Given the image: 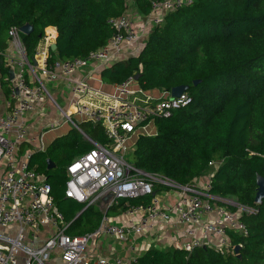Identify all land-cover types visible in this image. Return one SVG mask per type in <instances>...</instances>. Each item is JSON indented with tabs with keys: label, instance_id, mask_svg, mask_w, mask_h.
<instances>
[{
	"label": "trees",
	"instance_id": "obj_1",
	"mask_svg": "<svg viewBox=\"0 0 264 264\" xmlns=\"http://www.w3.org/2000/svg\"><path fill=\"white\" fill-rule=\"evenodd\" d=\"M133 1L141 13L149 14L151 0ZM126 4L127 0H0L2 84L9 75L3 53L11 26L32 25L22 34L29 59L47 26L57 31L50 58L85 57L113 33L106 20L124 13ZM102 76L117 84L136 76L142 91L185 85L191 100L167 117H156L155 132L136 138L128 161L181 185L193 183L217 163L209 192L235 197V206L217 201L232 211L250 210L239 214L247 233L228 229L229 245L222 251L211 245L190 251L149 249L134 264H264V197L255 201L256 176L264 177V0H192L175 7L152 27L137 55L107 65ZM80 127L96 141L106 142L101 125L83 121ZM79 139L71 127L28 161L31 166L36 162V170L45 174L71 234L89 232L101 219L98 209L74 203L62 188L66 166L91 146ZM46 158L55 166L47 168ZM150 197L120 199L115 207L148 203Z\"/></svg>",
	"mask_w": 264,
	"mask_h": 264
},
{
	"label": "built area",
	"instance_id": "obj_2",
	"mask_svg": "<svg viewBox=\"0 0 264 264\" xmlns=\"http://www.w3.org/2000/svg\"><path fill=\"white\" fill-rule=\"evenodd\" d=\"M190 2L192 0H151L150 23L153 26L162 23L167 11ZM106 22L113 33L103 45L90 50L85 57L50 58L46 50L34 54V57L38 55L40 58V64L38 62L36 66H40L41 72L48 78L62 75L72 80L78 68L89 62L110 65L139 42L140 30L126 12L109 17ZM7 34V48L3 55L11 58L12 76L9 74L6 77V112L0 114V163L4 165L0 173V264H134L121 256L110 259L93 256L87 252L89 240L95 235H110L126 241L131 235H143L158 222H168L171 218L176 224H191L201 229V237L196 235L194 226L186 230L189 240L183 242L180 248L187 251L204 243L222 251L229 245L225 241L228 229L241 235L247 233L239 214L241 210H250L239 207L240 210L232 211L218 204L217 201H221L235 206L226 197L209 192L210 179L204 185L195 180L181 185L128 161L127 156L135 145L134 137L154 133L149 125H154L156 117H167L191 100L184 91L179 96H171L167 90H162L157 98L141 100L138 97L142 90L132 87L133 77L116 84L115 100L107 105H95L85 100L88 86L84 81L72 80L74 112L59 109L63 116L61 121H70L91 146L66 166L64 194L84 208L99 202L108 207L117 204L120 199L145 195H151L150 200L127 206L125 214L128 219L124 224L111 223L103 210L99 224L93 230L82 234L69 233L70 222L56 206L46 178L30 167L27 160L18 161L15 157L18 144L29 136L26 115L35 110L36 104L49 98L50 93L26 55L20 27L11 26ZM72 114L82 115L92 125H101L106 142L89 137ZM58 125L59 121H49L42 128L51 130ZM156 186L177 191L178 198L172 207L160 205V198L154 193ZM215 210L217 213L213 219L204 218ZM12 225L15 228L11 230L13 234L3 231ZM48 225L52 227L51 232L35 244L42 227ZM210 234L221 237L220 241H208ZM52 258L56 260L49 263Z\"/></svg>",
	"mask_w": 264,
	"mask_h": 264
},
{
	"label": "crops",
	"instance_id": "obj_3",
	"mask_svg": "<svg viewBox=\"0 0 264 264\" xmlns=\"http://www.w3.org/2000/svg\"><path fill=\"white\" fill-rule=\"evenodd\" d=\"M125 12L131 17L133 22L136 24L137 29L140 30L139 33L141 37L139 39V42L135 44L133 48L124 51V53L115 61L126 59L129 56L137 55L140 49L142 48L148 33L153 27V25L150 23L149 14L141 13L136 7L133 0H127ZM56 35V28L54 26H47L44 29V35L39 39L37 43L34 54L36 52L40 53L46 50L49 51L51 49V44L55 42ZM32 59L35 60V63H33ZM10 61L11 58H8L7 55L4 54L3 64L4 66L9 68V71L11 69ZM30 61L32 65L35 66L34 68L39 78L46 85L50 93V97L46 98L39 104H36L35 110L29 112L26 115V124L29 136L28 139L18 144L15 150V157L18 161L27 160V162L29 161V159L33 158L34 153L38 151H45V149L54 141L55 138L66 134L71 129V127H73L72 125H69L67 121H61L63 119V116L62 114H60L59 111V109H62L63 111H68L69 113L74 112L75 100L71 88L73 84L72 80L76 79L77 81H84L86 83V85L88 86V91L85 96V100L95 105H107L114 102V96L116 94L117 87L116 82H108L102 76V71L105 67H107V65L101 66L96 62H89L86 66L78 68L73 73L72 80H70L69 78H66L62 75H59L56 78H48L45 74L41 72L42 70L39 68L40 66H36L38 62L40 64V58L38 57V55L35 57L33 55ZM4 80L6 82L5 84H2L0 80V114H4L6 112L5 101L8 93V81L6 79V76ZM52 87L54 91L51 90ZM132 87L134 89H140L136 80L133 82ZM162 92V89L141 91V94L138 98L141 100H146L148 98H157L162 94ZM55 98H61L64 102L65 107H60L59 105H57V101L55 100ZM71 116L73 119H77L75 120L77 121V124L79 126H81V123L83 121H87L80 114H72ZM49 121H59V125L55 129L44 130L42 127L46 122ZM149 127L150 130H155L153 124H150ZM77 131L80 138L79 141L87 143V141L83 139V134L81 133V131H79L78 129ZM83 132H85L89 137H91L86 131L83 130ZM134 138V140L136 141L137 136ZM47 159L49 158H46V162ZM36 165L37 164L35 162L32 166H29L36 169ZM54 166L55 164L53 162L51 166H48L47 163V168H51ZM216 166L217 163L211 164L202 175L195 179V182L199 185H204L205 183H207L210 179V176L213 174ZM3 169L4 165L1 162L0 173L3 171ZM39 173L43 174V176L46 178L44 173ZM45 180L47 181V179ZM62 188H64L65 190V184H62ZM154 193L157 194L160 198V205L162 207H172V205L178 198L177 191H168L166 189H161L158 186L154 188ZM70 200H72L76 204H80L74 201L73 199ZM115 205L117 204H113L105 208V211L109 216V221L114 224H124L125 222H127L128 219L127 215L125 214L126 208H123L122 206L115 207ZM92 206H94V208L98 209L102 213L103 210L99 208L98 204H94ZM79 213L80 211H77L76 215H78ZM216 213L217 212L215 210L205 215L204 218L206 220L213 219L216 216ZM189 226H194L196 230V235L201 237L202 232L198 226L191 224H176L175 219L171 218V220L168 222H158L157 225L153 227V229H150L147 233L143 235H131L126 241H120L116 237L110 235H95L89 240V243L87 245V252H89L93 256H104L107 259H110L114 256H121L132 262H136L137 258L149 249L167 250L170 248H180L183 242L189 240V236L186 233V230L189 228ZM12 229H15L14 225H12V227H9V229H3V231H9L12 233ZM51 230L52 227L49 225L42 227L38 239L35 241V244H39L45 237H47ZM220 238L221 237L210 234L208 235L207 240L213 243H218L220 241ZM204 241H206V239ZM225 241L229 243V238L225 239ZM203 245L207 244L204 243ZM22 257L23 254L20 255V258ZM55 260L56 259L52 258L49 260V263H53Z\"/></svg>",
	"mask_w": 264,
	"mask_h": 264
},
{
	"label": "water",
	"instance_id": "obj_4",
	"mask_svg": "<svg viewBox=\"0 0 264 264\" xmlns=\"http://www.w3.org/2000/svg\"><path fill=\"white\" fill-rule=\"evenodd\" d=\"M33 29L32 25L29 24V23H26L22 26H20V30L23 32V33H29L31 30ZM51 49L52 50H55L56 49V42H53L51 44ZM33 63H35V60L32 59ZM9 74L10 76H12V71L10 70L9 71ZM134 78L136 79V76H134ZM185 85H177V86H174L170 89V93H171V96H179L184 90H185ZM47 163H48V166H51L52 165V162L47 159ZM256 193H255V201L257 203H259L262 198L264 197V177L261 176V175H257L256 176ZM239 245H236L234 247V251L237 252L238 249H239Z\"/></svg>",
	"mask_w": 264,
	"mask_h": 264
},
{
	"label": "rangeland",
	"instance_id": "obj_5",
	"mask_svg": "<svg viewBox=\"0 0 264 264\" xmlns=\"http://www.w3.org/2000/svg\"><path fill=\"white\" fill-rule=\"evenodd\" d=\"M51 89V88H50ZM52 91H54V89H53V87H52V89H51ZM55 100L57 101V105H59L60 107H65V105H64V102L62 101V99L61 98H55ZM53 105V104H52ZM56 105V106H57ZM54 106V105H53ZM76 119V118H75ZM77 120V119H76ZM68 123H69V125H71V122L70 121H68ZM76 129V128H75ZM76 131H77V129H76ZM226 199H229L231 202H233V203H235V205H237V202H236V198L235 197H233V196H226ZM98 204V206H99V208L101 209V210H105V205H103L102 203H97Z\"/></svg>",
	"mask_w": 264,
	"mask_h": 264
}]
</instances>
